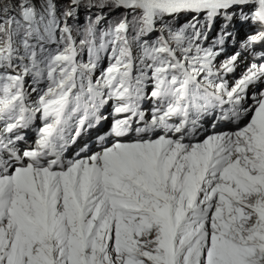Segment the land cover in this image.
Here are the masks:
<instances>
[{"label": "snow or ice", "instance_id": "snow-or-ice-1", "mask_svg": "<svg viewBox=\"0 0 264 264\" xmlns=\"http://www.w3.org/2000/svg\"><path fill=\"white\" fill-rule=\"evenodd\" d=\"M0 264H264V0H0Z\"/></svg>", "mask_w": 264, "mask_h": 264}]
</instances>
